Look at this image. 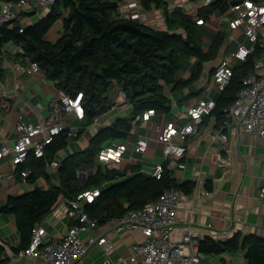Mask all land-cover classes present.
Here are the masks:
<instances>
[{
	"label": "trees",
	"instance_id": "trees-1",
	"mask_svg": "<svg viewBox=\"0 0 264 264\" xmlns=\"http://www.w3.org/2000/svg\"><path fill=\"white\" fill-rule=\"evenodd\" d=\"M123 0H57L45 17L33 24L11 27L0 25V67L5 62L4 46L21 47L14 58L21 62H36L46 77L55 82L65 94L76 97L83 93L85 118L79 136L87 131L94 120L113 106L110 90L118 84L133 106V116L116 120L103 127L84 151L65 157L56 175L58 183H52L46 173L45 158L32 153L19 170L31 169L30 182L44 176L50 185L37 187L18 196H10L0 211L12 213L20 232L16 252L25 249L32 240L33 228L40 224L62 198L102 188L94 202L87 205L90 216L105 223L123 215L131 208H141L156 201L165 189L179 188L191 192L194 182L179 183L169 162L164 163L161 178L145 175L141 165L134 163L109 166L101 164L98 153L108 139H124L129 136L132 121L144 111L154 109L158 113H170L171 91L183 89L196 82L203 73V64L215 61L228 37L226 30H218L209 47L199 30L196 16L181 7L169 11L166 0H141L144 8L164 7L168 29H155L119 13ZM235 0H213L200 8L198 17L209 21L216 14H226ZM59 22L62 35L55 41L47 35ZM264 53V45L258 41L247 60L238 62L229 85L216 99L213 111L218 123L224 118V108L235 101L245 77L254 71L258 58ZM192 57L199 60L197 69L189 78L178 77L182 65ZM110 142V143H111ZM69 144L66 133L58 135L46 148V157L55 155ZM94 166L82 181L78 172L82 167ZM199 249L206 256L224 252L236 253L247 249L249 264H264V237L236 233L228 240L205 237L199 241ZM5 245L0 243V264L9 260Z\"/></svg>",
	"mask_w": 264,
	"mask_h": 264
},
{
	"label": "crops",
	"instance_id": "crops-1",
	"mask_svg": "<svg viewBox=\"0 0 264 264\" xmlns=\"http://www.w3.org/2000/svg\"><path fill=\"white\" fill-rule=\"evenodd\" d=\"M138 1L142 11L147 12L149 15L148 26L155 29H168L164 7L153 6L147 9L142 6L141 0ZM166 1L169 11H173L178 7L183 9L180 2L194 4V11L197 16L192 15L196 16V21L201 18L198 17V13L200 8L204 6L198 7L195 4L198 0ZM51 8H40L37 11L25 13L23 24H33L36 20L48 15ZM122 10L127 12L128 9L123 7ZM122 10H119L120 14ZM231 12L230 8L226 14H216L211 20L199 24L198 27L206 49L218 30H226L228 37L219 52L217 60L207 61L203 64V73L196 82L183 89L169 92L172 98L171 112L158 113L156 111L157 114L153 115L148 121L141 120L136 124L132 122L133 126L128 137L109 143L119 144L126 140L135 141L140 137L148 139L149 147L145 152L128 151L120 162L123 164H139L141 165V171L148 176L152 175L157 164L169 162L179 183L184 181L193 182L194 169H202L203 174L199 189L210 191V195L205 199L197 200L194 205V214L187 211V208L192 206L191 203L184 207V210L178 216V227L173 233L176 240L182 239L184 233L182 225L186 223L191 224L193 238L197 241L207 236L216 240H228L236 233L245 236L257 234L264 237V200L259 197L260 187L264 181V136L239 129L237 122L234 121L232 128L228 130L227 141L215 139L213 137L214 131L219 128L221 123H218L213 114L204 118L198 135L188 138V149L182 159L174 156L165 158L163 145L157 139V128L160 125L163 126L169 121H177L179 124L187 123V111L199 97L209 96L216 100L221 93L211 83L216 67L224 56L236 48L238 41H243L241 31L236 32L230 29L229 18ZM219 17H223V19L218 24L215 19ZM62 33V24L59 22L51 29L47 37L55 41ZM258 41L264 45V28ZM256 43H254V49ZM15 47L17 45L14 44L4 46L5 62L0 67V95L15 97L9 109L0 107V147L3 143H12L16 139V123L20 114L27 121L34 123L45 120L52 110V100L62 92L56 87L54 81L46 77L44 71L34 72L29 67L30 62L16 60L14 57L17 53H13ZM198 65L199 60L192 57L182 65L178 77L189 78ZM254 71L264 73V53L258 58ZM210 83L211 88L208 87ZM114 87L117 88V92H114ZM114 87L109 93L114 103L112 108L96 118L98 123L89 125L82 136L80 135L77 139H69L68 146L58 152V156L62 161L70 154L87 149L92 136L103 127L111 126L119 118L133 116V106L132 104L127 105L129 101L126 94L118 84ZM82 122L73 121L79 126H82ZM83 136L84 139L81 138ZM180 161L186 163V168H175ZM106 165L113 166L116 164ZM19 167H16L9 158L0 160V208L7 204L9 197L12 195H22L37 187L46 188L50 185V182L44 176L39 177L34 183L30 181L24 183L20 177ZM94 168V166L82 167L78 175L79 178L85 181L89 173L94 171ZM58 170L56 171L57 174ZM12 174H15V176H12ZM55 179L56 182L52 179L51 182L58 183L57 178ZM65 202L66 198L64 197L55 206L56 210L46 214L40 223L46 225L52 238H58L65 234L67 228L72 224L67 216ZM113 226L114 219L105 223L99 222L98 226L91 230H82L80 233L83 237L88 234L106 233L115 244V249L111 253L112 258L120 261L121 264H131L127 259L130 254V247L134 242H142L145 236L139 229L132 232H116ZM19 242L20 232L15 215L0 211V243L5 245V256L9 258L6 264H50L39 257L20 256V251L16 252L14 249ZM246 254L247 249H241L236 253L224 252L207 257L210 264H249ZM103 260L104 254L101 247L95 245L85 256L83 262L79 264H102ZM167 264L181 263L172 261Z\"/></svg>",
	"mask_w": 264,
	"mask_h": 264
},
{
	"label": "built area",
	"instance_id": "built-area-1",
	"mask_svg": "<svg viewBox=\"0 0 264 264\" xmlns=\"http://www.w3.org/2000/svg\"><path fill=\"white\" fill-rule=\"evenodd\" d=\"M212 1L198 0L195 4L201 7ZM56 2L57 0H0V25L8 23L11 27H20L22 32L25 13L53 7ZM180 3L187 13L197 16L194 4ZM123 7L128 9L127 12L122 10ZM120 10L122 16L143 24H148L150 21L149 15L142 11L138 0H123ZM231 10L230 29L241 31L243 41H238L236 48L224 56L216 67L211 83L219 91L224 90L231 82L237 63L247 60L252 53L254 43L259 40L264 28V0H242L231 5ZM197 23L203 24L204 20L199 18ZM19 52H21L20 46L13 49V53ZM29 67L34 72H43L36 62H32ZM211 83L208 86L210 88ZM82 97L83 93L71 97L63 91L60 92L51 102L53 106L48 117L36 123L27 121L20 114L16 123L17 137L12 143L5 142L1 145L0 160L9 158L18 167L26 163L33 153L37 158H45L46 173L56 182V171L60 168L62 160L58 153L53 159H48L46 148L62 133H66L68 139L79 137L81 126L73 121H83L85 118ZM14 100L15 97L0 95V107L9 109ZM216 106L217 102L214 98L201 96L189 107L187 123L169 121L157 128V139L163 145L165 158L174 156L182 159L188 149V138L200 133L204 118L213 115ZM223 111V121L213 134L215 139L227 141L228 130L232 128L234 121L237 122L239 129L264 136V73L254 71L245 77L237 98ZM155 114L157 112L154 109H149L136 116L132 122L136 124L141 120L148 121ZM96 123H98L97 119L92 125ZM148 147L149 141L144 137L135 141L112 143L100 150L98 160L104 164H118L128 151L143 153ZM175 168L184 169L186 163L180 161ZM163 172L164 164L159 163L155 166L152 175L161 178ZM19 173L21 180L27 183L31 169H23ZM193 174L194 187L191 192L186 193L179 188L165 189L156 201L141 208H131L114 219L113 228L116 232H132L139 229L145 236L142 242H134L131 245L127 258L131 264H167L172 261L181 264H210L208 257L199 249V241L193 238L190 223L182 225L184 233L181 240H176L173 236L178 227V216L184 207L191 203L192 206L187 208V211L194 214L197 200L205 199L210 195V191L199 189L202 169H194ZM101 192L102 188L97 187L72 198H66L67 216L72 221L66 233L58 238H52L46 225L38 224L33 228L30 244L21 250L19 255L39 257L50 264H79L83 262L90 249L98 245L104 254L102 264H121L111 256L115 244L106 233L88 234L86 237L80 233L82 230H91L99 225V220L91 217L86 207L94 202ZM259 197L264 200V181L260 187ZM55 210L54 207L49 213Z\"/></svg>",
	"mask_w": 264,
	"mask_h": 264
},
{
	"label": "rangeland",
	"instance_id": "rangeland-1",
	"mask_svg": "<svg viewBox=\"0 0 264 264\" xmlns=\"http://www.w3.org/2000/svg\"><path fill=\"white\" fill-rule=\"evenodd\" d=\"M214 17H215V15H214ZM222 19H223V17L216 18V19H215V22L219 24V23L221 22V20H222ZM209 23H210V22H209ZM60 36H61V35H60ZM113 90H114V92H117V88H115V87H114V89H113ZM111 91H112V90H111ZM130 104H131V103H130V102H128V104H127V105H130ZM127 105H125V106H127ZM81 138H83V139H84V136H83V137H81ZM81 138H80V139H81ZM85 141H86V139H85ZM110 142H111V140H110V139L106 140V141L104 142V146L108 145Z\"/></svg>",
	"mask_w": 264,
	"mask_h": 264
},
{
	"label": "water",
	"instance_id": "water-1",
	"mask_svg": "<svg viewBox=\"0 0 264 264\" xmlns=\"http://www.w3.org/2000/svg\"><path fill=\"white\" fill-rule=\"evenodd\" d=\"M242 0H235V1H232L231 2V5H235V4H237V3H239V2H241Z\"/></svg>",
	"mask_w": 264,
	"mask_h": 264
}]
</instances>
